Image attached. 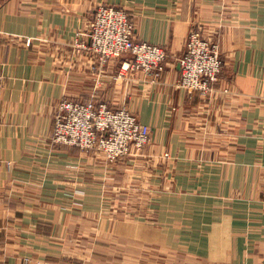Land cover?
Here are the masks:
<instances>
[{
  "label": "crops",
  "instance_id": "obj_1",
  "mask_svg": "<svg viewBox=\"0 0 264 264\" xmlns=\"http://www.w3.org/2000/svg\"><path fill=\"white\" fill-rule=\"evenodd\" d=\"M100 5L126 10L137 41L167 49L159 81L124 72L126 57L101 66L78 52ZM192 29L222 52L208 97L177 87ZM0 34V264H72L68 225L115 233L99 215L104 156L53 141L60 101L90 97L152 130L142 154L106 166L129 207L154 215L143 224L200 264H264V0H0Z\"/></svg>",
  "mask_w": 264,
  "mask_h": 264
},
{
  "label": "built area",
  "instance_id": "obj_2",
  "mask_svg": "<svg viewBox=\"0 0 264 264\" xmlns=\"http://www.w3.org/2000/svg\"><path fill=\"white\" fill-rule=\"evenodd\" d=\"M0 34V44L2 43ZM27 45H31L28 40ZM78 52L92 54L98 64L107 66L126 57L124 72L142 73L156 83L165 72L168 51L135 38V22L124 9L100 5L90 24L89 42L75 40ZM181 77L177 87L209 96L220 81L224 61L217 42L192 29L180 58ZM94 69H96L94 67ZM2 76L0 75V88ZM151 128L127 108H111L107 102L91 97L86 101L64 98L54 114L53 141L84 153L98 152L110 163L132 153L139 154L151 142Z\"/></svg>",
  "mask_w": 264,
  "mask_h": 264
},
{
  "label": "rangeland",
  "instance_id": "obj_3",
  "mask_svg": "<svg viewBox=\"0 0 264 264\" xmlns=\"http://www.w3.org/2000/svg\"><path fill=\"white\" fill-rule=\"evenodd\" d=\"M144 151L141 150L139 154ZM108 164L116 165L118 162L110 163L104 159L99 163L100 168L105 169L103 178L99 180V187L101 188L99 190V196H101L99 201L104 203L105 206L99 210V215L102 219L117 221L116 234L104 235L102 238L98 228L95 229V225L91 223L79 224L74 226L73 229H70L71 225H68L70 231L60 239V242L66 245L69 256H72L70 257L72 264H98L99 257L103 253H96L94 247L96 242H98L100 250L106 249L107 251L109 249L110 257L107 260L109 264H200L195 260L173 252L172 248H169L161 239V236L155 232L153 225L143 224V220L153 222L154 215L148 217L143 212L145 210L129 207L127 201L130 198L126 195L128 193L125 186L115 183L113 180L109 182L106 173ZM134 213L138 214L140 220L132 218L131 220L136 221L134 222L136 224L134 226L125 225L130 220V215ZM137 221H142V223ZM89 227L90 230H86ZM7 231L5 229L0 236V240L3 239L0 242L1 247H4L8 242L5 234ZM88 237H92V239H88ZM56 242L60 243L59 241ZM111 250L115 251V261H112Z\"/></svg>",
  "mask_w": 264,
  "mask_h": 264
},
{
  "label": "trees",
  "instance_id": "obj_4",
  "mask_svg": "<svg viewBox=\"0 0 264 264\" xmlns=\"http://www.w3.org/2000/svg\"><path fill=\"white\" fill-rule=\"evenodd\" d=\"M68 147V146H67ZM71 148V147H70ZM75 149H77V148H75ZM79 150V149H78ZM80 151V150H79Z\"/></svg>",
  "mask_w": 264,
  "mask_h": 264
}]
</instances>
